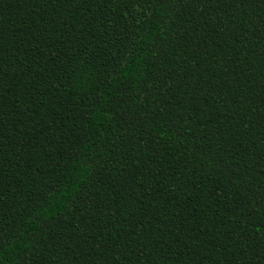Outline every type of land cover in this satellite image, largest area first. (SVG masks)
Listing matches in <instances>:
<instances>
[{
  "label": "trees",
  "instance_id": "1",
  "mask_svg": "<svg viewBox=\"0 0 264 264\" xmlns=\"http://www.w3.org/2000/svg\"><path fill=\"white\" fill-rule=\"evenodd\" d=\"M0 264H264V0H0Z\"/></svg>",
  "mask_w": 264,
  "mask_h": 264
}]
</instances>
